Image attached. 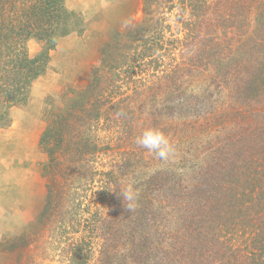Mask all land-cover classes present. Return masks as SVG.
I'll list each match as a JSON object with an SVG mask.
<instances>
[{
    "label": "trees",
    "instance_id": "obj_1",
    "mask_svg": "<svg viewBox=\"0 0 264 264\" xmlns=\"http://www.w3.org/2000/svg\"><path fill=\"white\" fill-rule=\"evenodd\" d=\"M141 2L87 85L46 104L44 203L0 243L15 264H264V0ZM84 31L66 0H0V129ZM149 127L174 142L168 161L134 143Z\"/></svg>",
    "mask_w": 264,
    "mask_h": 264
},
{
    "label": "rangeland",
    "instance_id": "obj_2",
    "mask_svg": "<svg viewBox=\"0 0 264 264\" xmlns=\"http://www.w3.org/2000/svg\"><path fill=\"white\" fill-rule=\"evenodd\" d=\"M66 4L82 15L85 31L56 42L49 53L50 70L32 85L27 104L11 110L9 127L0 129V243L28 228L44 203L47 156L38 143L45 128L46 104L51 99L57 103L67 89L84 88L98 64L100 46L112 32L126 31L143 15L141 0H66ZM169 22L172 25V17ZM39 51L37 43H28L31 56ZM0 264H15V259L0 252Z\"/></svg>",
    "mask_w": 264,
    "mask_h": 264
},
{
    "label": "clouds",
    "instance_id": "obj_3",
    "mask_svg": "<svg viewBox=\"0 0 264 264\" xmlns=\"http://www.w3.org/2000/svg\"><path fill=\"white\" fill-rule=\"evenodd\" d=\"M134 143L161 161H168L175 153L174 142L157 128L149 127L145 129L135 138ZM133 183L129 182L119 193L124 207L129 213H134L138 207L139 193L133 187Z\"/></svg>",
    "mask_w": 264,
    "mask_h": 264
},
{
    "label": "crops",
    "instance_id": "obj_4",
    "mask_svg": "<svg viewBox=\"0 0 264 264\" xmlns=\"http://www.w3.org/2000/svg\"><path fill=\"white\" fill-rule=\"evenodd\" d=\"M40 212V211H39ZM36 218V217H35Z\"/></svg>",
    "mask_w": 264,
    "mask_h": 264
},
{
    "label": "bare ground",
    "instance_id": "obj_5",
    "mask_svg": "<svg viewBox=\"0 0 264 264\" xmlns=\"http://www.w3.org/2000/svg\"><path fill=\"white\" fill-rule=\"evenodd\" d=\"M1 142V141H0Z\"/></svg>",
    "mask_w": 264,
    "mask_h": 264
}]
</instances>
